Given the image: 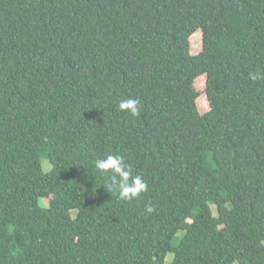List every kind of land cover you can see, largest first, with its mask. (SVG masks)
Listing matches in <instances>:
<instances>
[{
	"label": "trees",
	"instance_id": "1",
	"mask_svg": "<svg viewBox=\"0 0 264 264\" xmlns=\"http://www.w3.org/2000/svg\"><path fill=\"white\" fill-rule=\"evenodd\" d=\"M257 72L264 0H0V264H264Z\"/></svg>",
	"mask_w": 264,
	"mask_h": 264
},
{
	"label": "clouds",
	"instance_id": "2",
	"mask_svg": "<svg viewBox=\"0 0 264 264\" xmlns=\"http://www.w3.org/2000/svg\"><path fill=\"white\" fill-rule=\"evenodd\" d=\"M253 80L264 78V73H251ZM119 108L131 116L140 115V102L133 98H125L119 102ZM94 168L101 176L106 177L104 185L110 193H117L120 200L131 201L148 191L147 181L139 174L134 175L132 166L124 162V158L116 154H108L94 162ZM149 206L147 212H153Z\"/></svg>",
	"mask_w": 264,
	"mask_h": 264
},
{
	"label": "rangeland",
	"instance_id": "3",
	"mask_svg": "<svg viewBox=\"0 0 264 264\" xmlns=\"http://www.w3.org/2000/svg\"><path fill=\"white\" fill-rule=\"evenodd\" d=\"M202 49V33L201 31H197L193 36L191 37V52L193 54L198 53ZM196 87L201 91V96L199 98V107L201 111H204L208 108L207 105V99L205 97V80L204 77L200 78L196 81ZM43 166L45 171H48L51 167V164L47 159H43ZM49 199H43V205H48ZM184 231H179L177 234V237L180 238L183 235ZM173 260V254H169L166 259V264H171Z\"/></svg>",
	"mask_w": 264,
	"mask_h": 264
}]
</instances>
